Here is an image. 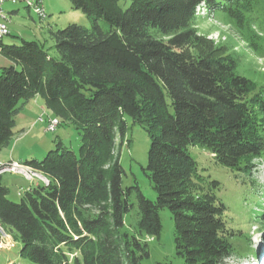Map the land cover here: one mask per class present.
<instances>
[{
	"label": "trees",
	"instance_id": "trees-1",
	"mask_svg": "<svg viewBox=\"0 0 264 264\" xmlns=\"http://www.w3.org/2000/svg\"><path fill=\"white\" fill-rule=\"evenodd\" d=\"M70 2L90 23L50 30L57 56L37 40H0V53L12 61L0 70V151L15 135L22 104L37 95L59 122L71 121L80 132L77 152L58 141L41 159L23 162L48 184L13 201L0 181V224L20 243V257L35 264H141L148 256L141 235L159 238L160 211L168 209L183 264H223L242 248L229 224L233 208L190 148L202 146L216 164L249 173L264 155V85L256 91L236 57L193 22L204 5L260 54L264 0ZM125 116L148 133L144 172L154 200L137 184L122 185L113 148L116 134L125 136ZM132 192L137 234L121 230Z\"/></svg>",
	"mask_w": 264,
	"mask_h": 264
},
{
	"label": "rangeland",
	"instance_id": "rangeland-1",
	"mask_svg": "<svg viewBox=\"0 0 264 264\" xmlns=\"http://www.w3.org/2000/svg\"><path fill=\"white\" fill-rule=\"evenodd\" d=\"M203 6L197 8L193 27L199 34L211 39L215 44L223 45L232 53L237 59L238 72L250 78L257 91L264 85V46L262 53L253 52L225 17L213 14ZM44 7L47 16L45 19H39L23 2L12 4L6 1L4 11L7 13L6 10L15 8L17 12L12 14L8 23L10 34L3 36L1 42L20 44L22 39L37 40L44 43L50 54L57 56L50 30L63 28L70 22L89 26L87 15L81 9L73 8L70 0H44ZM99 24L103 28L108 27L103 19L99 20ZM7 59L0 53L2 66L9 64ZM51 115L42 96L38 97V101L31 98L22 104L16 116L15 135L7 146L1 148L0 164L8 162L11 158L22 163L33 158L41 159L58 141L77 152L80 145L79 129L73 122L60 119L61 122L54 132L46 131V119ZM125 118V136L121 141L117 133L113 148V155L119 156L124 169L122 185L127 187L137 184L148 199L154 200L155 191L144 172L150 146L148 133L142 126L132 124L128 116ZM190 154L208 179H217L220 182L221 190L217 194L233 208L229 213V224L239 231L240 236L234 241L242 244V248H238L223 264H264V155L252 160L250 171L246 174L216 164L209 150L202 146L191 147ZM37 174L32 180H27L18 172L1 170V182L9 188L7 197L18 201L20 195L31 189L34 183L36 186L46 185V182L48 184L47 178L39 172ZM129 201L132 208L125 215L121 230L137 234L139 215L135 192L131 193ZM261 214L262 217L256 219ZM160 219L162 230L159 238L141 235V240L148 244V256L143 257L140 263L183 264L182 257L175 254L172 214L168 209H163L160 211ZM0 226L3 228L1 224ZM0 238L7 246L0 250V264H35L20 257V243L7 230L4 229V233L1 230Z\"/></svg>",
	"mask_w": 264,
	"mask_h": 264
},
{
	"label": "built area",
	"instance_id": "built-area-1",
	"mask_svg": "<svg viewBox=\"0 0 264 264\" xmlns=\"http://www.w3.org/2000/svg\"><path fill=\"white\" fill-rule=\"evenodd\" d=\"M6 1H9L12 4H16L17 2H23L28 9H36V15L38 16L39 19H44L47 16L46 9L44 7V0H0V17L6 18L7 22L8 20H10V18L9 16L4 15V9H3L4 3ZM0 33H9V29H7V26H0ZM1 68H2V65L0 64V70ZM59 124L60 122H56V120L53 119V115L48 116L46 119L45 130L51 132V129L57 128ZM22 164H25V163H18L15 160H9L6 163L0 164V171L8 170L11 172L20 173V165ZM20 174L23 175L27 180H32L34 177H37V176L25 175L22 173ZM0 229L4 233V229L1 226H0ZM5 247L7 246L4 243H0V250H2Z\"/></svg>",
	"mask_w": 264,
	"mask_h": 264
},
{
	"label": "bare ground",
	"instance_id": "bare-ground-1",
	"mask_svg": "<svg viewBox=\"0 0 264 264\" xmlns=\"http://www.w3.org/2000/svg\"><path fill=\"white\" fill-rule=\"evenodd\" d=\"M31 10L36 14V9H31ZM4 15L9 16V14L6 13L5 11H4ZM8 23H9V20L7 22L6 18L0 17V26H7V29H9L8 28ZM8 34L9 33H0V40L2 39L3 36L8 35ZM53 119H55L56 122H59V119L57 117L53 116ZM55 130H56V128L55 129H51V132H54ZM18 163H22V162H18ZM20 173L25 174V175H29V176H37L38 175L36 170H34L33 168H31V167H29L28 165H25V164L20 165ZM0 232H1V229H0ZM0 243H2L1 242V238H0Z\"/></svg>",
	"mask_w": 264,
	"mask_h": 264
},
{
	"label": "crops",
	"instance_id": "crops-1",
	"mask_svg": "<svg viewBox=\"0 0 264 264\" xmlns=\"http://www.w3.org/2000/svg\"><path fill=\"white\" fill-rule=\"evenodd\" d=\"M7 11V13L9 14V18L12 16V14H14V13H16L17 12V9H15V8H11V9H9V10H6ZM9 34H10V30H9ZM9 62V64L12 62L11 60H9V59H7ZM6 65V64H5ZM38 95L37 96H35V97H33V99L34 100H36V101H38ZM17 118V117H16ZM15 121H16V119H15ZM11 159H14V158H11ZM10 159V160H11ZM15 160V159H14ZM9 161V160H8ZM15 161H17V160H15ZM17 162H19V161H17ZM0 181H1V177H0ZM2 183V182H1ZM3 184V183H2ZM4 185V184H3ZM6 186V185H5ZM34 186H36V183H34L31 187H34ZM7 187V186H6Z\"/></svg>",
	"mask_w": 264,
	"mask_h": 264
}]
</instances>
